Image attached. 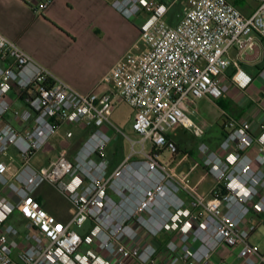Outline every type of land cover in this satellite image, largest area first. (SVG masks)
<instances>
[{"label": "built area", "instance_id": "obj_1", "mask_svg": "<svg viewBox=\"0 0 264 264\" xmlns=\"http://www.w3.org/2000/svg\"><path fill=\"white\" fill-rule=\"evenodd\" d=\"M237 1L188 0L175 25L156 0L113 1L125 18L147 14L140 28L147 49L127 51L88 93L0 33V264H211L223 246L239 247L238 264H264L250 244L264 228V125L254 133L247 117L222 115L216 146H197L211 180L203 196L159 160L179 154L171 128L207 134L188 102L220 99L229 66L239 89L251 83L238 59L264 40V0L248 16ZM50 3L37 0L35 12ZM122 102L132 110L135 139L111 120ZM69 124L87 130L72 156L63 151L34 166V155ZM117 136L131 149L111 169L105 150ZM44 186L68 202V219L44 207Z\"/></svg>", "mask_w": 264, "mask_h": 264}, {"label": "crops", "instance_id": "obj_2", "mask_svg": "<svg viewBox=\"0 0 264 264\" xmlns=\"http://www.w3.org/2000/svg\"><path fill=\"white\" fill-rule=\"evenodd\" d=\"M113 1L115 0H51L43 13H37L34 10L37 0H0V33L13 40L34 60L73 89L88 93L127 51L132 50L138 54L147 49L140 40V28L147 14L141 12L133 18H125L111 6ZM156 1L168 6L166 20L169 25H175L188 6V2L184 0ZM257 4V0H240L235 6L243 15L248 16ZM54 44L66 46L72 57L81 63L89 64L95 70L87 84L68 78L59 63ZM231 55H235L234 51ZM238 64L239 69L252 79L247 88L241 90L234 84L232 76L237 69L231 65L222 79L227 89L220 99L204 97L189 101L193 106L201 102L197 110L189 106L192 110L190 117L205 124L207 133L211 131L212 118L219 120L220 136L214 141L216 144L221 139L220 124L224 113L233 117H247L252 123L254 133H258L259 127L264 125V40L259 42L254 51L240 57ZM102 88L104 89L101 91L107 89L104 85ZM213 102H217L215 105L219 110L218 115L204 110L205 103ZM67 126L70 127H61L52 141L71 157L78 147L70 152L65 146L78 142L81 144L87 136V130L82 125H75L76 130L66 129ZM68 131L73 134L70 139L66 138ZM81 133H85L84 138L72 142ZM122 158L110 161V168H114ZM165 240L166 237L161 238L162 243ZM220 250L221 248L212 256L211 264L225 262Z\"/></svg>", "mask_w": 264, "mask_h": 264}, {"label": "rangeland", "instance_id": "obj_3", "mask_svg": "<svg viewBox=\"0 0 264 264\" xmlns=\"http://www.w3.org/2000/svg\"><path fill=\"white\" fill-rule=\"evenodd\" d=\"M188 2V0H184ZM113 3V2H112ZM111 3V6H112ZM187 4V3H186ZM185 4V5H186ZM11 40V39H10ZM13 41V40H11ZM144 43V42H143ZM62 44H54V50L58 54L59 63L62 66V70L72 81H78L87 84L90 80V77L94 73V69L89 64H84L77 61L71 54H69L66 46H61ZM104 88H98V92H103ZM264 96V94H263ZM262 99V96H260ZM217 102L205 103L204 110L210 111L211 113L218 115V108L215 105ZM201 102H197L196 106L188 102V106L193 110H197ZM193 117V116H192ZM205 118V116H201ZM207 119V118H206ZM112 122L123 131L130 139H135L136 135L132 131V110L130 107L122 102L118 104L111 116ZM213 120V121H212ZM212 128L202 139L194 138L193 135L181 129L178 126H175L168 130L167 134L175 142L180 145L182 152L171 157L170 154L163 152L159 160L164 164L168 171L175 177L186 176L190 179L189 189L192 193L197 196H203L211 186L210 177L202 170L201 161L202 156L197 151V146L200 142L206 143L208 146L216 145L214 141L220 136V127L219 120H216L215 117L212 118ZM210 121V119L208 120ZM70 127H65L66 129L76 130L74 124H69ZM85 133L77 135L72 142L79 141V139L84 138ZM80 143H72V145H66L70 152L75 148L79 147ZM131 145L130 143L117 136L113 139L111 144L106 148L105 153L109 161H115L116 159H121L122 157L127 156L130 153ZM63 152L60 147H57V144L53 141L41 149L38 153L34 155L31 160V163L38 167L48 162V159L54 158L57 154ZM41 195L45 198L44 207L47 211L55 215L58 219L66 220L70 217L72 213V208L68 202L58 195L53 189L48 186L42 187L40 190ZM89 224H86L83 230L78 232L85 231ZM250 244L256 246L259 249V252L264 253V228L258 227L256 232L250 238ZM239 247L230 248L223 246L220 250V255L225 260L223 264H238L240 261L237 258ZM182 264V263H178Z\"/></svg>", "mask_w": 264, "mask_h": 264}, {"label": "trees", "instance_id": "obj_4", "mask_svg": "<svg viewBox=\"0 0 264 264\" xmlns=\"http://www.w3.org/2000/svg\"><path fill=\"white\" fill-rule=\"evenodd\" d=\"M178 151L182 152V149L180 148V145L177 143Z\"/></svg>", "mask_w": 264, "mask_h": 264}]
</instances>
